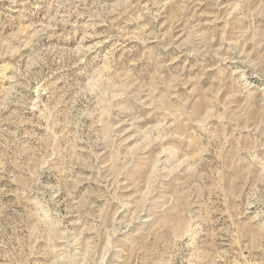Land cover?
<instances>
[{"label":"rangeland","instance_id":"rangeland-1","mask_svg":"<svg viewBox=\"0 0 264 264\" xmlns=\"http://www.w3.org/2000/svg\"><path fill=\"white\" fill-rule=\"evenodd\" d=\"M0 264H264V0H0Z\"/></svg>","mask_w":264,"mask_h":264}]
</instances>
